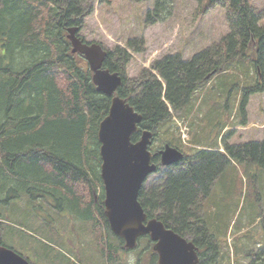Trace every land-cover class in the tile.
<instances>
[{
	"label": "trees",
	"instance_id": "16d2710c",
	"mask_svg": "<svg viewBox=\"0 0 264 264\" xmlns=\"http://www.w3.org/2000/svg\"><path fill=\"white\" fill-rule=\"evenodd\" d=\"M93 1L107 3L0 0V229L5 220L3 206L18 196L32 203L51 200L54 210L63 212L66 206L72 213L71 236L79 250L88 244L95 245L100 264H129L125 254L128 251L111 234L103 216L97 130L108 112L110 98L95 90L85 61L71 53L66 40V29L81 28ZM194 1L193 18L216 7L225 11L228 32L217 43L189 59H183L180 52L165 55L129 78L126 70L131 54L145 50L144 40L134 38L124 47L117 45L107 50L103 67L121 76L118 95L142 117L131 141L149 130L153 140L160 138L164 142L160 146L168 144L184 155L180 162L157 169L156 173H161L158 184L140 190L138 202L147 218L159 220L165 228L189 238L198 249V264H229L224 240L228 226L221 223L219 216L210 219L205 201L215 184L220 183L224 197L229 194L232 178L225 171L235 160L245 167V194L250 198L245 215L235 223V233L251 214L260 211L257 204L264 191V140L230 145L227 136L231 132H227L221 137L220 152L217 135L232 123L230 97L235 88H240L237 116L241 125L246 124L244 107L250 95L264 93V26L260 24L262 13L249 0ZM173 2L155 0L146 21H163ZM242 64L251 67L253 83L234 87L229 82L223 86L219 90L221 102L209 104L207 122L199 123L200 116L193 113L190 103L193 94L211 83V77L230 70L243 77ZM169 108L188 121L187 146L182 145L176 130L169 126ZM153 160L159 162V156ZM252 164L261 170L259 177L251 169ZM41 206L33 204L32 208ZM58 214L55 217L61 215ZM246 231L238 234L236 241L249 238V227ZM144 241L149 264H156L157 256L150 242L143 238L140 243ZM0 245L7 247L1 240ZM243 254L247 264H264V245ZM26 259L32 264H44L40 259ZM142 262L138 257L137 264Z\"/></svg>",
	"mask_w": 264,
	"mask_h": 264
},
{
	"label": "rangeland",
	"instance_id": "374dc122",
	"mask_svg": "<svg viewBox=\"0 0 264 264\" xmlns=\"http://www.w3.org/2000/svg\"><path fill=\"white\" fill-rule=\"evenodd\" d=\"M154 1L107 0V3L101 4L93 1L92 10L81 24L79 35L85 41L99 44L106 50L117 45L124 47L129 40L134 38L143 39L145 50L131 54L127 66V76L133 78L141 69L150 67L153 61L165 55L180 52L183 59H189L212 43H217L228 32L225 11L221 8L216 7L206 16L193 18L192 14L196 7L194 0H174L170 14L163 21L149 23L146 21V14L147 11L153 9ZM249 2L262 13L260 24L264 26V0H249ZM246 65H241L245 72L243 77L230 70L227 73L216 75L211 84L196 90L190 103L194 109L193 113L200 116L197 119L199 123L207 122L206 107L209 104L221 102L219 90L223 86L228 85L229 82L234 87L253 83V71L249 65ZM247 77L249 79L245 80ZM239 91L240 88H235L231 92L229 111L232 123L223 128L217 135V142H220L221 145L220 136L225 137L227 132H231L227 136V142L230 145L264 140V93L250 95L248 98L244 107L247 123L244 127L240 126L237 116ZM194 119L196 120V117ZM176 120L187 124L189 131L187 143L189 144L190 128L187 119L175 113L170 122V128L176 130L180 137ZM193 127L191 126V128ZM161 141L160 138L153 140L151 149L154 151L160 148V143H164ZM182 145L187 146L183 142ZM250 167L258 177L261 175V170L257 165L252 164ZM225 173L226 176L232 178L229 194L224 197L220 183L215 184L214 191L206 199L205 205L210 208L207 212H209L208 215L211 220L219 216L221 223L228 226V233L224 240L228 242L226 254L229 264H247L248 259L243 253L250 249L256 250L264 245V191H261L257 204L260 211L251 214L241 225L240 230L235 233V223L239 222L241 217L245 215V210L250 204V198L245 194L248 177L245 167L235 160H231V164L226 167ZM263 178L264 176H262ZM160 179L161 173L151 175L146 180L144 189L146 190L153 184H158ZM258 182L261 186V181L258 180ZM239 184L241 193H238ZM18 197L19 199L3 206L5 220L0 229V240L8 248L21 253L23 257L35 258V261L40 259L44 264L102 263L100 257L94 253L95 245L88 244L81 250L78 249L79 245L74 242V238L71 236L73 215L66 209V206L62 209L61 215L55 217L53 214H58V211H52L51 206L43 200L35 202L41 204L42 210L51 214L49 216L38 209L31 208L33 203L29 202L26 197L22 195ZM248 211L249 209H247ZM249 212L252 213L251 210ZM251 222L253 223L250 225ZM248 227L249 238L241 237L236 241V236L241 235V233L245 234ZM231 232L233 234H230ZM234 244H236V248ZM145 246L146 242L144 241L139 244L138 248L125 253L126 261L129 264H137L138 257H141L144 261L142 264H149V252ZM223 259L226 260V257L224 256ZM220 264H222L221 261Z\"/></svg>",
	"mask_w": 264,
	"mask_h": 264
},
{
	"label": "water",
	"instance_id": "95a60500",
	"mask_svg": "<svg viewBox=\"0 0 264 264\" xmlns=\"http://www.w3.org/2000/svg\"><path fill=\"white\" fill-rule=\"evenodd\" d=\"M76 32V27L67 29L71 53L84 57L96 91L111 97L108 112L97 131L104 216L110 231L123 240L124 248L128 250L135 248L140 237L149 236L154 243L158 264H197L196 247L192 242L165 228L159 220H147L138 202V194L146 178L157 169L149 150L152 133L145 130L137 141H131L141 115L115 94L122 79L117 73L103 68L106 51L97 44L83 43ZM158 154L163 167L183 159L182 153L169 145ZM0 264L30 263L13 250L0 246Z\"/></svg>",
	"mask_w": 264,
	"mask_h": 264
},
{
	"label": "built area",
	"instance_id": "2783aa9c",
	"mask_svg": "<svg viewBox=\"0 0 264 264\" xmlns=\"http://www.w3.org/2000/svg\"><path fill=\"white\" fill-rule=\"evenodd\" d=\"M181 132H182L183 137L186 138V136L184 135L185 134L184 133L185 132V129L184 128L181 129Z\"/></svg>",
	"mask_w": 264,
	"mask_h": 264
}]
</instances>
